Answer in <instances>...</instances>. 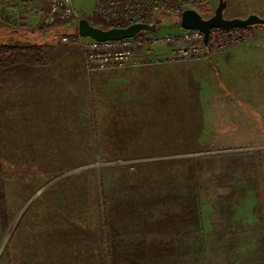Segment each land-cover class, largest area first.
<instances>
[{"label": "crops", "instance_id": "crops-1", "mask_svg": "<svg viewBox=\"0 0 264 264\" xmlns=\"http://www.w3.org/2000/svg\"><path fill=\"white\" fill-rule=\"evenodd\" d=\"M48 1L0 0V45L35 46L47 56L44 65L18 64L0 73V127L10 120L14 134L23 129L28 135L27 129L36 128L34 119H42L34 134L42 136L45 151L94 143L96 152L99 142L106 150L143 151L162 149L161 135L175 137L176 130L162 129L163 120H170L173 129L197 133L199 146L189 150L235 151L216 156L220 170L211 175L213 193L196 187L195 167L182 193L169 189L153 199H124L122 191L106 187L109 205L104 226L101 216L100 240L106 254L115 247L129 248L128 255L169 248L172 264H264V28L209 60L178 62L171 47H143L126 69L87 72L74 42H60V26L36 16ZM72 1L87 16L97 0ZM233 11L226 19L264 18V0L234 5ZM180 102L177 113L174 105ZM114 125L121 126V139L103 131ZM212 133L215 148L204 145ZM3 231L1 225L2 237Z\"/></svg>", "mask_w": 264, "mask_h": 264}, {"label": "rangeland", "instance_id": "rangeland-1", "mask_svg": "<svg viewBox=\"0 0 264 264\" xmlns=\"http://www.w3.org/2000/svg\"><path fill=\"white\" fill-rule=\"evenodd\" d=\"M223 1L226 5L228 2L223 17L230 18L234 5L244 8L251 6L256 0ZM218 3L219 0H208L207 9H200L201 15L212 16ZM96 5L95 3L87 16L81 14L74 5L73 7L81 18L100 20L94 16ZM153 6L154 4L150 9ZM165 10V7L157 4L152 8V18L156 15L161 22L156 31L147 36L177 35L181 31L175 11ZM262 27L264 28L260 26ZM250 28L253 38L256 27ZM159 46L167 45H149L145 48L153 50ZM168 47L173 50L178 45ZM141 48L143 47L138 50ZM80 54L85 67L82 53ZM182 104L184 103L174 105L178 106L177 113ZM188 105L186 106L189 108ZM41 120L34 119L36 128L27 129L28 135L24 134L23 129H15L14 134V128L8 127L10 120H5L4 126L0 127V176L4 180L2 192L5 213L3 217L0 213V227H4V237L0 232V264H109L107 256L112 264H172L175 259L173 254H169V248H143V255H128L125 254V249L129 248L115 247L111 253L106 254L99 234L102 220L98 184L100 176H105L107 190L112 193L122 191L124 199L140 196H144L143 199H153L169 189L182 193L185 183L188 189L189 176L195 174L192 173V168L195 167V175L198 174L196 187L201 184L202 191L213 193L216 181L211 175L220 170L216 156L235 154L233 150L227 151V154L222 152L223 155H215L217 152L211 151L189 150L188 148L199 146L194 141L198 138L197 133L193 131L189 136L181 126L173 129L170 120H163L166 127L162 129L165 132L176 130V134L175 137L168 133L161 135L160 150H106V145L101 150L104 146L99 142V150L96 152L94 143L90 148L81 150L45 151L40 148L44 147L39 140L42 136L34 134L40 129L38 124ZM103 131L106 134L111 132L116 140L120 135L121 139V126L103 127ZM212 135L215 133L207 137H213V140L204 145L215 148L219 143H216V136ZM55 140H60V136ZM122 145L134 148L145 146L128 143ZM53 146L60 144L55 143ZM245 155L244 158L251 156L247 151ZM14 172L20 176L11 178V173ZM201 172L204 176L199 178Z\"/></svg>", "mask_w": 264, "mask_h": 264}, {"label": "built area", "instance_id": "built-area-1", "mask_svg": "<svg viewBox=\"0 0 264 264\" xmlns=\"http://www.w3.org/2000/svg\"><path fill=\"white\" fill-rule=\"evenodd\" d=\"M207 3L208 0H97L94 16L99 17L106 25L116 28H120L122 24L127 26L137 23L152 24L157 17L154 14L152 18L151 10L157 4L167 10L175 11V15L179 18L183 11L194 10L203 19H207L209 17L201 15L200 12L203 7L207 9ZM36 16L44 17L47 25L68 20L73 24L75 31L72 37L67 34L60 35V42H74L82 53L85 68L89 72L126 69L133 62L136 51L140 47L149 45L177 44L178 47L172 50V59L176 61L209 60L226 49L252 38L250 27L228 31L211 29L205 44L204 36L200 31L180 28L181 31L177 35L164 34L155 37L147 36L150 33L144 32L130 39L100 42L79 35L78 22L82 18L75 11L72 0H49L46 10H38Z\"/></svg>", "mask_w": 264, "mask_h": 264}, {"label": "water", "instance_id": "water-1", "mask_svg": "<svg viewBox=\"0 0 264 264\" xmlns=\"http://www.w3.org/2000/svg\"><path fill=\"white\" fill-rule=\"evenodd\" d=\"M226 8V2L219 0L214 14L207 19H203L200 14L194 10H185L179 18V27L183 30H198L204 36V43H207L208 34L211 29H222L228 31L235 28H245L253 26H264V18L257 15H249L245 19L234 18L226 19L223 17V11ZM161 20L156 19L152 24L137 23L127 27L102 29L96 27L82 18L78 22V33L81 37L90 38L96 41H117L130 39L141 32L152 33L156 31Z\"/></svg>", "mask_w": 264, "mask_h": 264}, {"label": "trees", "instance_id": "trees-1", "mask_svg": "<svg viewBox=\"0 0 264 264\" xmlns=\"http://www.w3.org/2000/svg\"><path fill=\"white\" fill-rule=\"evenodd\" d=\"M157 19V18H156ZM89 23L93 24L96 27H100L102 29H109L113 28L112 25H106V23L102 20H92L90 18L87 19ZM60 26V35L67 34L70 37H72V34L75 31V28L73 27V24L68 20L64 22L56 21L53 25ZM127 25H121L120 27H126ZM253 27H260V26H253ZM139 34H144V32H141ZM47 62V56L43 54L40 50L37 49L35 46H28V47H11L6 45H0V73L7 67L23 64L28 66H41L46 64ZM1 157V155H0ZM17 176V177H16ZM20 175L17 174V172L11 173V178H18ZM23 176V174H22ZM101 179H99V194H100V206L102 211V218H103V226L105 224V208L109 205L107 201L108 195L106 194V186H105V176H100ZM3 177L0 176V213L2 214V217L4 216V201H3V188L2 183L4 180H2Z\"/></svg>", "mask_w": 264, "mask_h": 264}]
</instances>
